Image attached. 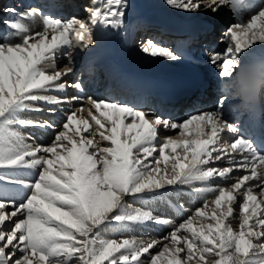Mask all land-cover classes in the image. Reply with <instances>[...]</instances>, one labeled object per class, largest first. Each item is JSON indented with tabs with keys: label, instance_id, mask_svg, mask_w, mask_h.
Listing matches in <instances>:
<instances>
[{
	"label": "snow or ice",
	"instance_id": "snow-or-ice-1",
	"mask_svg": "<svg viewBox=\"0 0 264 264\" xmlns=\"http://www.w3.org/2000/svg\"><path fill=\"white\" fill-rule=\"evenodd\" d=\"M165 3L188 13L227 7L236 17L227 47L210 56L222 77L235 80L243 57L264 44V0ZM126 7L90 0L84 18L67 19L38 6L3 9L15 19L0 33V264H264V147L225 115L226 97L181 121L85 97L73 53L96 43L98 26L121 27ZM141 50L180 58L151 39ZM45 110L64 115L25 118ZM30 128L50 129V142L28 143L22 129ZM8 184L24 192L19 203ZM183 186L202 205L179 224L135 206ZM148 224L172 227L160 238H107L113 228Z\"/></svg>",
	"mask_w": 264,
	"mask_h": 264
},
{
	"label": "bare ground",
	"instance_id": "bare-ground-1",
	"mask_svg": "<svg viewBox=\"0 0 264 264\" xmlns=\"http://www.w3.org/2000/svg\"><path fill=\"white\" fill-rule=\"evenodd\" d=\"M12 3H14L13 7L16 8L17 11H20V12L26 11L28 9V6H29L28 2H23V1H19V0L15 1V2L13 1ZM164 3H165V0H127V7L129 9L126 7V15H125L124 24L121 27L114 29L115 33L118 31H123V30L129 32L131 27L133 26V21L135 19H137V22H138V20L140 18H144V17H140V15L142 14V12L145 9L152 12V13H163L162 11H165L164 10L165 8H163V6H162ZM88 4H89V2L86 1L84 4L85 7ZM144 4L147 5V8H146V6H145V8L143 7ZM153 4H155V5H153ZM23 5H25V6H23ZM52 5L56 6L57 4L53 3ZM151 5H153V6H151ZM149 6H151V7L149 8ZM32 7H37V6H32ZM167 9H172V11L174 13H177V14L184 12L182 10H178V9H175L172 7H169ZM226 10H228V8L224 7L220 11H218L217 13H214L215 14L214 16H208V14L210 13V10H202V11L197 12V13H190L189 14V16H192V17L197 16V17L205 18V21L210 24L209 28L211 30L209 31V33H214V36L220 39V41H219V39L217 40V43L216 42L209 43V46H210L209 49H211L210 50L211 53L213 51L218 52V51H220V49L227 47V42L224 39V32L226 31V28L231 23L236 22V18H232L229 15V13L226 12ZM82 11L85 13L84 9H79V10L73 11L68 17L70 18L72 16H77L80 18H84L86 13L84 14ZM128 11H129V13H128ZM204 12H207V14H203ZM53 17L63 19L62 17H60L58 15H53ZM212 17H214V18H212ZM247 18H248V13H245L244 19L246 20ZM11 19H15V17L8 14V16L6 17V20L8 21ZM209 19H211V20H209ZM6 27H8V26H6ZM101 27L106 30V33L103 35V37L101 39L98 40V49L100 51V54L105 55L106 60H110L111 56L113 55L114 56L113 61L115 59L118 62H121V61L127 62V63L128 62H131V63L137 62L140 65L141 64L146 65V64H151L153 62H156L157 64L162 65V66H158L160 68L159 71H162V72L165 69L166 70H171V69L173 70V67L175 66L176 61H178V60H169L165 57H161L158 55L153 56L150 53L143 52L141 50V45H140L142 43V41L140 43L135 41L134 43H132L130 45L131 42H129L130 40L128 39V41L126 40V44H124L125 47L123 48L119 42L120 36L118 34H116L115 38L113 39L112 33L108 32V30H110V29L105 28L104 26H101ZM134 27H135V25H134ZM2 28H5V25L0 23V33H1ZM8 31H9V28H7V32ZM7 32H3V33H7ZM165 37H166L165 35H161L160 38L157 41L154 40V42H156L160 46H163L166 43ZM151 40H152V38H151ZM147 41H148V39H147ZM146 42H144V43H146ZM254 46L255 47L252 50H253V52H256V53L253 55L251 60H255L258 58H264V44H257ZM259 51H260V53H259ZM221 52H223V50ZM248 55H249V53L243 57V65H244V63L248 64V62H247V60L249 59ZM73 56H74V63L76 66V74L77 73L79 74L78 79H80L83 83H85L86 78L83 81V78L81 79V76H84V75L87 76L89 69L87 68L88 65L86 63L83 64V61L81 60L84 57L82 54V49L75 50L73 53ZM205 56L206 55H203V57H205ZM64 62H66L65 59L63 57H61V59L59 60V63L63 64ZM199 63H209L207 65L208 68H211L214 70L218 69V67L216 65H213L210 63V57L208 59L206 58V61L203 60L202 62H199ZM170 64L173 67L169 66ZM260 64H262V63L257 64L256 69H258ZM239 71H240V69L237 70V73ZM253 72H254V69H253ZM159 77L165 78L166 76L164 74H161ZM159 81H160L159 78H149V79L139 80L140 84L143 87H150V88H153V83L159 82ZM160 82H162V81H160ZM69 89H68V91H69ZM71 91H74V94H75L74 89H72ZM99 91H96L94 94L93 93H87L84 91V95H85V97L92 96L93 98L109 99V100H114L117 102H122L119 99V97L116 96V92H117L116 89L103 90L100 92ZM263 91H264V88H263ZM67 94L73 95V93H70V94L67 93ZM226 94L229 95L228 93H226ZM231 97L232 96H230L231 101H227L229 103H225V105L223 107V109H224L223 111H224L225 115L231 121H234V119H232L233 116L229 115L230 113L228 112V108H230L235 101ZM122 103H124V102H122ZM87 107H89V105L85 101V112L86 113H87V111H86ZM134 107L144 109L143 107H140L139 105H135ZM150 110L152 113H155V112H153L152 109H150ZM214 110H216L215 107L211 106L210 108H208V110H203L201 112L214 111ZM155 114H157V113H155ZM63 115H64L63 113H58L57 115H52L45 110V111H41V112L27 113V114H25V118L32 119V120H39V121L59 120L62 118ZM185 118H187V117L186 116H179L177 119L176 118H172V119H176L177 121H181ZM240 124H242V123H239V125ZM22 131L30 134L31 138L28 139V141H27L28 143H32L33 140H35L37 143L47 144L50 142V139L52 137V131L50 129L30 128V129H22ZM170 134L176 135V132H171ZM105 143H107V142H105ZM178 151H179V149H178ZM169 168H170V165H169ZM29 175L31 176L32 174H29ZM8 194H11V193L8 192ZM159 197H160L159 200L156 198L155 199H149V197H147L142 203L136 204V207H143L144 210L151 211L154 215L162 216V217H165V218L171 220L172 224H174L175 222H177V224H179L184 219H186L188 215H190L192 212H194L195 208L200 207L202 205V198L194 195L187 186H183V187L175 188V189H173L171 187L166 188L165 190H163L161 192V194H159ZM209 199H211V197H209ZM171 226L172 225L160 226V225H156V224H148L147 226L141 227L138 225H132L128 229H122L124 232L123 237L127 238V237H133L134 236V237H137L139 239L160 238V237L168 234V232L171 230ZM107 238L117 239L116 237L115 238L114 237H107Z\"/></svg>",
	"mask_w": 264,
	"mask_h": 264
},
{
	"label": "rangeland",
	"instance_id": "rangeland-1",
	"mask_svg": "<svg viewBox=\"0 0 264 264\" xmlns=\"http://www.w3.org/2000/svg\"><path fill=\"white\" fill-rule=\"evenodd\" d=\"M146 4V3H145ZM144 4V8H145V6H146V8H147V5H145ZM153 5H155V4H153ZM153 5H151V6H153ZM151 6H149V8L151 7ZM158 6V5H157ZM163 7H165V6H167V4L166 3H164L163 5H162ZM170 6H167L166 8H169ZM128 8V7H127ZM129 9V8H128ZM128 13H129V11H128ZM186 13H188V12H186ZM212 12L210 11V13H209V15L211 14ZM190 14V13H189ZM208 15V16H209ZM163 47H165V46H163ZM255 46H253V48H254ZM69 94H70V92H69ZM85 116L87 115V113L86 112H84L83 113ZM63 117V116H62ZM178 131V130H177ZM171 133V132H170ZM170 133H168V134H170ZM52 135H53V133H52ZM51 137V136H50ZM29 174H32L31 172H23V173H21L20 175L23 177V178H26V179H32V175L30 176ZM4 187H6L8 190V192H10L11 194H9V195H11V196H13V197H15L16 198V200H17V202L19 203L20 201H21V198L23 197V195H24V192L20 189V188H18V187H16L15 185H11V184H8V185H3ZM160 199V197H159V195H157V196H151V197H149V199ZM131 202V201H130ZM151 202V201H150ZM150 204V203H149ZM136 206V205H135ZM174 224H177V222H175ZM172 227V226H171ZM123 230H122V228H118L117 227V229L116 228H113V229H111L109 232H108V234H107V237H116L118 240H120V239H122V238H124L123 237Z\"/></svg>",
	"mask_w": 264,
	"mask_h": 264
}]
</instances>
